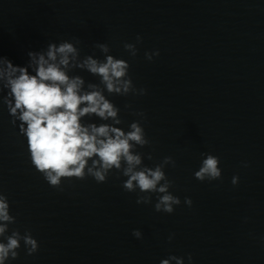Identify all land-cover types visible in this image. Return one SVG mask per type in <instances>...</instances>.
Wrapping results in <instances>:
<instances>
[{
    "label": "water",
    "instance_id": "95a60500",
    "mask_svg": "<svg viewBox=\"0 0 264 264\" xmlns=\"http://www.w3.org/2000/svg\"><path fill=\"white\" fill-rule=\"evenodd\" d=\"M137 35L133 58L124 44ZM76 39L81 59L104 60L95 45L107 44L129 63L134 86L147 90L104 94L120 109L115 126L144 128L151 143L136 148L144 165L175 160L164 171L181 204L156 212L155 193L151 204H137L139 189L126 192L127 177L115 171L105 183L62 178V191L51 187L32 165L20 122L0 103V192L16 218L8 235L30 232L39 245L27 255L21 241L6 264H160L172 255L189 264V254L191 264H264V0H0V56L14 66H26L29 51ZM69 75L100 81L78 68ZM202 153L219 157L220 180L195 178Z\"/></svg>",
    "mask_w": 264,
    "mask_h": 264
},
{
    "label": "clouds",
    "instance_id": "9594fccd",
    "mask_svg": "<svg viewBox=\"0 0 264 264\" xmlns=\"http://www.w3.org/2000/svg\"><path fill=\"white\" fill-rule=\"evenodd\" d=\"M79 43V39L75 43L52 42L44 50L29 51V61L23 67L14 66L9 59L0 56V93L7 90L6 95L0 96V103L7 106L14 126L20 122L19 131L27 138L32 165L51 187L61 191L62 178L84 180L92 177L97 183H105L115 171L117 178L119 175L127 177L122 184L126 192L139 189L137 204H151V194L155 193V211L172 214L174 206H179L181 200L169 191L174 181L166 176L164 169L168 165L175 167V160L165 156L154 167L144 165L145 154L136 151L137 146L143 148L151 143L144 128L140 121L132 122L127 132L115 126L123 123L119 117L120 109L104 94L106 90L109 95H146L147 90L134 86L129 63L109 55L107 44L95 45L105 57L99 60L93 55L81 59L80 49L76 46ZM139 43H142V37L137 35L136 43H125L124 49L134 58ZM154 56H159L158 50L145 53L149 61ZM77 68L98 76L99 84L86 85L81 76L69 75ZM125 107L131 108V105ZM133 114L145 118L143 112ZM93 116L111 123L88 122ZM201 155L205 158L194 173L195 178L201 182L220 180L219 157L210 153ZM146 158L152 160L153 156L148 153ZM231 182L236 186L239 177L233 176ZM184 203L191 207L193 201L185 197ZM15 222L8 198L0 192V264L18 258L21 241L27 255L35 254L39 249L30 232L21 235L19 230H12L8 235L9 225ZM132 235L143 238L139 229H134ZM173 235L168 237L169 242ZM173 261L184 264L182 257L174 255L162 259L160 264ZM188 261L191 264V254Z\"/></svg>",
    "mask_w": 264,
    "mask_h": 264
}]
</instances>
